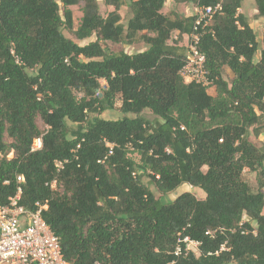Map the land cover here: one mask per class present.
I'll list each match as a JSON object with an SVG mask.
<instances>
[{
	"label": "trees",
	"instance_id": "1",
	"mask_svg": "<svg viewBox=\"0 0 264 264\" xmlns=\"http://www.w3.org/2000/svg\"><path fill=\"white\" fill-rule=\"evenodd\" d=\"M168 1L104 0L113 8L104 16L98 0H0V204L19 187L28 211L47 203L43 218L71 264H264V141L250 140L264 131V36L240 12L252 0H173L223 7L200 44L209 86L180 75L196 15L164 13ZM254 2L264 17V0ZM118 100L123 118L99 117ZM183 185L205 197L186 191L164 203L153 191ZM180 235L199 251L177 258Z\"/></svg>",
	"mask_w": 264,
	"mask_h": 264
},
{
	"label": "built area",
	"instance_id": "2",
	"mask_svg": "<svg viewBox=\"0 0 264 264\" xmlns=\"http://www.w3.org/2000/svg\"><path fill=\"white\" fill-rule=\"evenodd\" d=\"M196 7V21L192 33L188 36V53L185 64L180 71L186 83H196L209 86V72L207 70L206 56L201 53L200 44L204 34L209 32V26L216 15L222 14L221 4L208 7ZM43 136L37 138L32 146V152L43 149ZM109 156L114 153L115 144L108 143ZM13 151L8 159L13 156ZM3 155L0 154V161ZM64 163L57 162L63 169ZM19 183L22 177L17 178ZM58 182L51 183V189H57ZM22 188H18L16 195L8 199L7 205L0 204V264H71L62 253L60 240L55 236L43 218L47 211V203H37L34 211H28L21 205ZM216 232L209 231L207 235L213 236ZM201 243L189 236L180 235L174 255L177 258L187 257L193 251H199ZM222 251L228 250L225 246ZM95 264H102L97 262ZM171 264H176V261Z\"/></svg>",
	"mask_w": 264,
	"mask_h": 264
},
{
	"label": "rangeland",
	"instance_id": "3",
	"mask_svg": "<svg viewBox=\"0 0 264 264\" xmlns=\"http://www.w3.org/2000/svg\"><path fill=\"white\" fill-rule=\"evenodd\" d=\"M57 1L60 2V0H57ZM98 2L100 5V10H101L102 15L106 16L110 11H113V8L105 5L104 0H98ZM82 7H83V4H81L80 6H76V7L72 8V10L74 12L75 28L79 26V23H80V20L82 17V11H81ZM255 7H256V5H255L254 0L247 1L243 4L244 13L251 20V23H252L251 25L254 28V30L256 31L258 40L261 42V40L264 36V17H258L257 16V11L255 10ZM195 9H196V7L192 4L191 5H187V4L177 5V4H175V2L173 0H169L167 2L163 12L168 13L170 11H177L180 14H184L186 16H193V15H195V12H196ZM121 14L124 18V23H126L127 20L130 17H132V13H131V11H129L128 7H124L121 10ZM65 34L68 38H71L74 41H76L77 43H80L82 45L97 40L95 35L89 40L78 41L72 33L66 32ZM176 37H177V34H175V38H173V40H176ZM186 42L181 43L180 45L184 46V44H186ZM104 46L109 48L113 52L124 50L125 52H127L129 54L140 52V51H143L146 49V45L143 43L134 44V45H115V44H111V43H105ZM230 77H232V73L227 69L226 78H230ZM102 85H106V82L102 81ZM211 94H214V91H211ZM124 116L125 115L121 112V102L118 100L116 102L113 110H107L102 115H100L99 117L103 118V119H107V120H118V119L123 118ZM144 116L147 119H149L150 121H153L154 119H156V117L150 111H146L144 113ZM90 118H92V117L90 116ZM39 126H40L41 130H43V131L48 129V127L41 120L39 121ZM70 127L75 129L77 127V125L70 124ZM255 133L256 132L251 133L250 140L252 142H254L256 145L260 146L262 141H264V131L262 134H260L258 136ZM133 158L136 161L139 160V157L137 155H134ZM244 180L249 184V186L253 192H257L258 183H257V174L256 173L250 172L249 170H245ZM144 181L147 183L148 179L145 178ZM153 191L156 193V196L158 198H160L162 200V202H164V203H168V202L173 201L177 196H179L180 194H182L186 191H191V192L195 193L197 197H205V195H204L205 193L203 191H201L200 189H197V188L193 189L191 186H188V185H183L175 193L168 194V195H161L154 188H153Z\"/></svg>",
	"mask_w": 264,
	"mask_h": 264
},
{
	"label": "crops",
	"instance_id": "4",
	"mask_svg": "<svg viewBox=\"0 0 264 264\" xmlns=\"http://www.w3.org/2000/svg\"><path fill=\"white\" fill-rule=\"evenodd\" d=\"M240 12H241V13H244V10L241 9ZM251 24H252V23H251Z\"/></svg>",
	"mask_w": 264,
	"mask_h": 264
}]
</instances>
